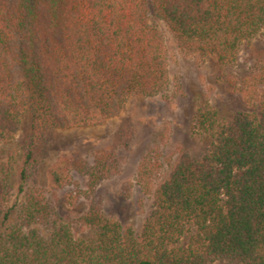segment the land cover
Returning <instances> with one entry per match:
<instances>
[{
	"label": "trees",
	"instance_id": "16d2710c",
	"mask_svg": "<svg viewBox=\"0 0 264 264\" xmlns=\"http://www.w3.org/2000/svg\"><path fill=\"white\" fill-rule=\"evenodd\" d=\"M149 10L183 55H213L222 67L264 30V0H0V144L27 115L17 173L23 201L18 224L0 229V264H264V51L243 57L242 75H225L227 90L253 113L222 123L214 109H199L196 127L210 145L197 156L180 152L160 181L158 158L142 159L135 182L152 206L139 234L91 205L77 223L92 237L75 239L43 192L28 185L54 129L99 126L130 96L167 91V47ZM122 163L105 148L89 164L61 160L48 175L60 188L78 174L89 196ZM16 164L9 157L0 167L1 224L11 214L6 187ZM123 191L128 197L129 186ZM35 226L48 227L49 236Z\"/></svg>",
	"mask_w": 264,
	"mask_h": 264
},
{
	"label": "rangeland",
	"instance_id": "374dc122",
	"mask_svg": "<svg viewBox=\"0 0 264 264\" xmlns=\"http://www.w3.org/2000/svg\"><path fill=\"white\" fill-rule=\"evenodd\" d=\"M149 23L162 33L167 47L170 83L167 91L149 98L132 95L121 113L105 123L80 129H54L44 153L34 163L28 178L30 187H38L47 203L61 221L68 225L75 239H88L93 231L81 227L77 219L91 205L99 206L106 217L117 221L123 227H132L136 234L150 214L152 199L136 185V170L147 154L157 157L161 163L158 181L169 172L180 152L192 156L200 155L210 145L211 139L196 127V114L203 107L217 112L218 121L224 123L237 114L253 113L236 94L227 90L225 75L237 76L245 72L242 59L251 51H264V30L253 40L243 44L240 59L226 67L219 65L213 55H183L166 25L149 10ZM128 128L124 143L119 136ZM27 129V115L21 116L18 132L4 139L0 144V167L5 166L9 157L16 159L11 180L6 187L9 220L0 229L18 224L16 210L23 201L18 192V171L22 166V138ZM105 148H115L123 159L120 172L102 182L86 196L85 180L71 172L69 182L64 187H56L50 180L48 170L61 160H79L91 163L95 154ZM157 181V182H158ZM129 186V196L123 189ZM2 186L0 184V193ZM44 238L49 236V228L35 226ZM193 230L181 241L184 247Z\"/></svg>",
	"mask_w": 264,
	"mask_h": 264
}]
</instances>
